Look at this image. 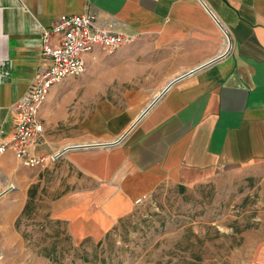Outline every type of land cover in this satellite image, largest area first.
I'll use <instances>...</instances> for the list:
<instances>
[{"label":"crops","instance_id":"0c3cea01","mask_svg":"<svg viewBox=\"0 0 264 264\" xmlns=\"http://www.w3.org/2000/svg\"><path fill=\"white\" fill-rule=\"evenodd\" d=\"M86 13L135 36L145 62L154 48L169 51L168 64L152 70L160 81L142 90L154 97L130 109L129 127L169 82L223 57L173 85L122 144L50 164L92 181L50 202L75 240L102 239L162 184L188 188L238 171L264 187V0H0V145L15 134V106L38 70L42 30L61 15ZM50 100L52 92L33 155L57 143ZM23 168L12 150L0 155V193L12 188L0 199L3 254L19 243L15 224L35 183L19 177ZM250 264H264V234Z\"/></svg>","mask_w":264,"mask_h":264},{"label":"rangeland","instance_id":"374dc122","mask_svg":"<svg viewBox=\"0 0 264 264\" xmlns=\"http://www.w3.org/2000/svg\"><path fill=\"white\" fill-rule=\"evenodd\" d=\"M140 49L145 47L132 43L115 52L98 50L83 76L54 86L50 105L58 121L49 131L57 143L45 155L77 144L112 142L129 130L130 109L154 97L142 93L160 81L151 77L153 68L170 60L168 50L154 48L145 62ZM52 165L23 166L19 177L36 186L31 216L15 224L19 243L13 253L0 250V264H250L264 234V187L248 172L232 171L184 190L162 184L102 239L79 242L64 221L51 216L50 202L92 181L66 164ZM53 248L58 262L40 255Z\"/></svg>","mask_w":264,"mask_h":264},{"label":"built area","instance_id":"2783aa9c","mask_svg":"<svg viewBox=\"0 0 264 264\" xmlns=\"http://www.w3.org/2000/svg\"><path fill=\"white\" fill-rule=\"evenodd\" d=\"M135 36L115 32L94 14L61 15L41 33V58L27 94L17 102L15 134L0 145V155L12 150L24 167H47L55 155H33L45 131L41 110L55 85L88 71L87 57L96 50L115 52Z\"/></svg>","mask_w":264,"mask_h":264},{"label":"water","instance_id":"95a60500","mask_svg":"<svg viewBox=\"0 0 264 264\" xmlns=\"http://www.w3.org/2000/svg\"><path fill=\"white\" fill-rule=\"evenodd\" d=\"M222 57L223 56H220L219 58H216L209 63L203 64L194 70L186 72V73L182 74L181 76H178L177 78H175L171 82H169V84L166 86V88L164 90H162L160 95L156 96L150 102V104L140 113V115L137 117V119L131 124L129 130L126 133H124L123 135H121L120 137H118L115 141L105 142V143H92V144L85 145V146H79L78 145V146H74V147H66L63 150H61L59 153L55 154V161H58L59 159L64 157L67 153L72 152V151H86V150H95V149L109 150V149H112V148L122 144L124 142V140L129 136V134L133 131V129H135L140 124L142 119L151 111V109L155 106V104L166 94V92L173 85H175L180 80L188 77L189 75L194 74V73H196V72H198L204 68H207V67L213 65L214 63L219 61ZM11 191H12V188H8L4 192H1L0 193V199L4 194L9 193Z\"/></svg>","mask_w":264,"mask_h":264},{"label":"trees","instance_id":"16d2710c","mask_svg":"<svg viewBox=\"0 0 264 264\" xmlns=\"http://www.w3.org/2000/svg\"><path fill=\"white\" fill-rule=\"evenodd\" d=\"M35 189H36V186L34 185V186H32L31 188H30V190H29V199H28V203H27V205H26V207H25V209H24V211H23V213H22V216L21 217H24V216H26V217H30L31 216V211H32V209H31V205H32V200L35 198ZM181 189H185V187H181ZM20 220H21V218L20 219H18V221H17V225H19V222H20ZM40 255H42V256H44V257H46V258H50L52 261H54V262H58V256H57V251H56V249L55 248H53L52 250H44V252L43 253H40ZM83 260L85 261V262H87L88 261V259L87 258H83Z\"/></svg>","mask_w":264,"mask_h":264},{"label":"bare ground","instance_id":"6f19581e","mask_svg":"<svg viewBox=\"0 0 264 264\" xmlns=\"http://www.w3.org/2000/svg\"><path fill=\"white\" fill-rule=\"evenodd\" d=\"M89 144H92V143H86V144H77V145H73V146H69V147H74V146H85V145H89Z\"/></svg>","mask_w":264,"mask_h":264}]
</instances>
